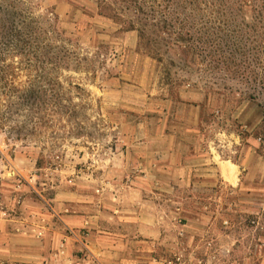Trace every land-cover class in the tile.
<instances>
[{
	"label": "rangeland",
	"instance_id": "obj_1",
	"mask_svg": "<svg viewBox=\"0 0 264 264\" xmlns=\"http://www.w3.org/2000/svg\"><path fill=\"white\" fill-rule=\"evenodd\" d=\"M97 1L0 0V215L21 226L36 208L50 210L60 185L96 192L103 164L121 150L120 121L131 106L161 109L196 87L211 96L201 132L224 152L225 165L247 156V177L263 182L251 190L260 198L248 203L226 190L221 230L228 243L187 247L178 232L186 220L175 215L173 247L122 251V264H264V96L249 99L224 89L232 82L147 55L136 31L98 15ZM79 232L86 242L87 230ZM88 250H75L76 261L51 250L34 264H100Z\"/></svg>",
	"mask_w": 264,
	"mask_h": 264
},
{
	"label": "crops",
	"instance_id": "obj_2",
	"mask_svg": "<svg viewBox=\"0 0 264 264\" xmlns=\"http://www.w3.org/2000/svg\"><path fill=\"white\" fill-rule=\"evenodd\" d=\"M65 8L59 4L57 11ZM178 96L167 101V109L131 106L133 114L120 121L121 150L103 164L99 194L91 189L82 195L60 185L50 210L36 208L28 223L17 226L0 215V264L40 263L51 250L76 261L73 252L81 249L94 252L100 264H122V251L173 247L175 215L186 220L178 232L187 247L201 250L207 239L228 243L221 230L226 190L253 203L260 196L251 190L263 182L247 177L253 171L247 156L225 165L224 152L201 132L211 96L196 87ZM157 110L162 115L155 118ZM246 210L260 213L250 205Z\"/></svg>",
	"mask_w": 264,
	"mask_h": 264
},
{
	"label": "trees",
	"instance_id": "obj_3",
	"mask_svg": "<svg viewBox=\"0 0 264 264\" xmlns=\"http://www.w3.org/2000/svg\"><path fill=\"white\" fill-rule=\"evenodd\" d=\"M96 6L120 31H136L147 55L232 82L224 89L249 99L264 96V0H98Z\"/></svg>",
	"mask_w": 264,
	"mask_h": 264
}]
</instances>
